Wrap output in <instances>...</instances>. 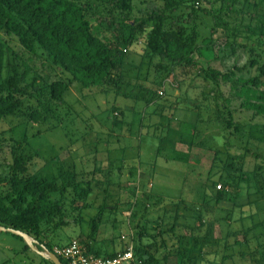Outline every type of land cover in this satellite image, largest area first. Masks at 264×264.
<instances>
[{
  "label": "rangeland",
  "instance_id": "obj_1",
  "mask_svg": "<svg viewBox=\"0 0 264 264\" xmlns=\"http://www.w3.org/2000/svg\"><path fill=\"white\" fill-rule=\"evenodd\" d=\"M208 1L202 5L215 8L220 3L219 0ZM132 2L135 8L143 7L139 0ZM263 5L264 2L258 12L264 10ZM185 15L175 12L167 19L166 25L184 19ZM209 18L202 15L201 21L209 25ZM0 36L10 48L6 62L16 66L18 75L24 64L28 66L20 81L25 90V95L19 96L22 114L4 116L0 120L3 140L0 192L8 176V146L13 140L21 141L26 136L28 142H23L22 146L24 154L31 156L28 171L53 179L58 192L51 193V198L62 204L60 219L55 215L51 222L40 224L41 242L58 246L78 239L89 245L105 246L106 252L110 253L121 248L123 234L132 232L133 237H137V231L142 228L151 234V231H165L172 224L175 211L173 231L181 236L180 249L195 252L202 248L204 251L207 248L204 243L208 242L199 239L194 245L193 238L208 236L209 240L212 236L211 243L217 238V251L231 256L226 264H259V259L264 263V183L259 187L251 177L252 172L247 171L253 167L254 159L251 156L245 158L248 180L239 181L235 193L229 188V199L216 203L214 199L206 198V204L201 199L203 178L210 169L213 151L222 149L230 130L223 121L207 120L216 104L223 103L232 110V121L240 126L229 139L228 147H237L241 152L247 146L260 154L264 150V117L241 108L235 95L239 85L237 78L257 74L254 65H250V58L255 54L248 52L249 39L235 36L231 41L235 49L230 51L219 27L212 35L214 43L209 60L192 53L197 66L202 69L209 66L234 73L232 81L220 79L217 87L204 79L198 69L189 66L175 68L164 84L159 83L166 76L165 72L154 71L146 61L138 68L140 57L128 49L123 68H127L126 74L137 77L136 99L123 98L111 89L103 92L98 86L79 89L72 83L61 100H51L47 84L65 79L67 74L50 65L40 49L28 54L13 38L5 34ZM135 49L140 53L143 47L139 45ZM3 74L6 75V70ZM159 89L163 91L157 93ZM155 93L162 95L158 103H145V99ZM203 95H206L204 100ZM37 99L50 109V114L44 122L36 124L29 122L25 114L37 105ZM204 103L209 111L202 110L199 114L197 106ZM148 124L154 127V131H150L155 135L145 134L144 126ZM191 125L195 126L194 133L190 132ZM129 165L134 172L133 178L138 177V181L129 176ZM119 166L121 171L117 175L116 167ZM105 167L111 174L108 175ZM67 173L71 182L77 184L76 192L88 185L86 207L75 198L70 184L58 189L65 184ZM107 180L113 183L107 185ZM217 184L220 185L217 182L215 186ZM233 201L245 206V214L246 204L250 202L254 212L241 221H227L226 213ZM104 204L97 215L99 207ZM93 219L98 224L95 231L89 226ZM164 237L175 240L171 233L164 234ZM223 239L225 243L221 246ZM201 243L202 247L199 246ZM33 246H28L17 234L0 231V264H51L39 254L41 245L35 242ZM194 262L204 264L198 259ZM165 263L191 264L185 258L178 260L175 256L169 257Z\"/></svg>",
  "mask_w": 264,
  "mask_h": 264
},
{
  "label": "trees",
  "instance_id": "obj_2",
  "mask_svg": "<svg viewBox=\"0 0 264 264\" xmlns=\"http://www.w3.org/2000/svg\"><path fill=\"white\" fill-rule=\"evenodd\" d=\"M204 1L139 0L143 7L135 8L132 0H0V34L13 38L28 54L40 49L50 65L67 74L65 79H56L47 84L51 100H61L68 85L72 83L79 89L98 86L103 92L111 89L123 98L136 99L135 88H139L135 82L137 77L126 74L127 68H123L128 49L140 57L138 68L146 61L154 71L165 72L166 76L158 81L162 84L175 68L184 69L188 66L198 69V73H202L203 78L215 87L220 79L232 81V71H218L209 66L202 69L192 56V53H196L207 60L212 57V35L220 27L226 37L225 45L231 47L230 51L235 49L231 44L235 36H243L251 41L248 52H254L255 55L251 56L250 65H254L257 74L249 78H237L239 85L235 95L239 98L241 108L264 117V10L258 12L264 0H219L215 8L205 7L202 5ZM175 12L185 13V18L166 25L167 19ZM202 15L210 16L209 25L201 21ZM139 45L143 47L140 53L135 49ZM8 50L9 46L0 36V120L4 116L22 114L19 96H24L25 90L20 81L28 71V66L24 64V69L18 75L16 66L6 62ZM3 70H6V75ZM159 97L162 95L155 93L145 99V103H158ZM205 98L206 95H203L202 99ZM36 101L37 105L29 108L25 116L29 122L37 124L48 118L50 109L38 99ZM197 107L199 114L202 110L209 111L205 103ZM211 112V118L207 120L223 121L230 130L226 134V142L222 143V149L213 151L210 169L203 178L201 199L204 204L208 202L206 198H212L216 203L229 199L228 189L235 193L238 182L248 180L247 169L244 167L247 156L254 159L253 167L247 170L252 172V179H255L259 187L264 183V150L260 154L247 146L241 152H238L237 147H228L229 139L239 131L240 126L232 121V110L223 103L216 104ZM149 125L144 126L145 134L155 135L154 127ZM192 131H195L194 125L190 126ZM12 142L8 146V176L0 192V225L24 232L51 252L52 245L40 241V224L51 222L55 215L59 219L62 217L60 200L51 198V193L58 192L57 186L53 179L28 171L31 156L24 154L22 146L23 142H28L26 136L21 141ZM2 144L0 136V149ZM130 168L129 165V176L133 178L134 172ZM116 169L119 175L120 166ZM107 173L109 175L111 171ZM66 176L65 184L62 183L58 189L62 190L70 184L75 198L86 207L88 185L76 192L77 184L71 182L68 173ZM133 179L138 181V177ZM217 182L221 186L219 190L214 188ZM111 183L108 180L106 182L107 185ZM104 206L101 205L99 210ZM243 207L233 201L225 219L228 218L229 222L241 221L254 212L250 202L246 204V214ZM100 213L101 210L97 215ZM175 217L174 211L173 222L165 230L167 232L161 229L156 233L151 231V234L144 228L137 231V237L132 238V254L136 261L140 264H166L169 257L175 256L178 260L185 258L191 264L197 259L204 264H226V260L231 258L217 251V238L211 243L212 236H209V240L208 236L193 238L194 245L198 244L199 239L208 242L204 243L207 245L204 251H201L202 248L196 250V253L192 249H180L181 236L173 231ZM89 226L95 231L98 228L97 220H91ZM168 232L174 241H170L171 237H164ZM226 236L228 238L229 231ZM83 244L87 251L101 257H111L116 252L108 253L105 246L97 243ZM58 259L61 264H66L60 257ZM258 261L264 264L262 259Z\"/></svg>",
  "mask_w": 264,
  "mask_h": 264
},
{
  "label": "built area",
  "instance_id": "obj_3",
  "mask_svg": "<svg viewBox=\"0 0 264 264\" xmlns=\"http://www.w3.org/2000/svg\"><path fill=\"white\" fill-rule=\"evenodd\" d=\"M158 92L161 93L162 89L157 90ZM215 187L219 189L220 185L217 184ZM132 238V232L121 235L125 246L116 250L111 257H101L90 253L78 239H71L66 244L52 246L51 252L57 258L64 260L66 264H140L132 254Z\"/></svg>",
  "mask_w": 264,
  "mask_h": 264
},
{
  "label": "water",
  "instance_id": "obj_4",
  "mask_svg": "<svg viewBox=\"0 0 264 264\" xmlns=\"http://www.w3.org/2000/svg\"><path fill=\"white\" fill-rule=\"evenodd\" d=\"M5 230L6 232H10L13 234H17L21 237L24 238L25 242L28 244V246H30L31 248H33L35 240H33V238H31L29 235L25 234L24 232L18 231V230H14L11 228H6L5 226H1L0 225V231ZM43 251H40L39 254L44 258L49 260L52 264H61V262L59 261V259L50 251L46 250L45 248H43Z\"/></svg>",
  "mask_w": 264,
  "mask_h": 264
},
{
  "label": "crops",
  "instance_id": "obj_5",
  "mask_svg": "<svg viewBox=\"0 0 264 264\" xmlns=\"http://www.w3.org/2000/svg\"><path fill=\"white\" fill-rule=\"evenodd\" d=\"M31 237V236H30ZM32 238V237H31ZM42 247V246H41ZM40 251H43V249H40ZM49 261V260H48ZM51 263V262H50ZM52 264V263H51Z\"/></svg>",
  "mask_w": 264,
  "mask_h": 264
}]
</instances>
